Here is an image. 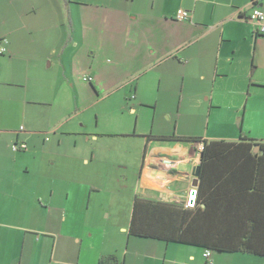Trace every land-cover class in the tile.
Masks as SVG:
<instances>
[{"label": "crops", "instance_id": "crops-1", "mask_svg": "<svg viewBox=\"0 0 264 264\" xmlns=\"http://www.w3.org/2000/svg\"><path fill=\"white\" fill-rule=\"evenodd\" d=\"M255 5L264 10V0H0V143L27 145L13 164L0 154V264H264L129 236L138 199L185 207L197 188L210 216L231 223L225 239L264 253ZM179 10L190 20H177ZM32 91L52 98L31 100ZM240 101L241 134L196 137L234 144L209 150L202 180L198 143L149 138L166 136L156 130L166 119L231 126L214 111Z\"/></svg>", "mask_w": 264, "mask_h": 264}, {"label": "trees", "instance_id": "trees-1", "mask_svg": "<svg viewBox=\"0 0 264 264\" xmlns=\"http://www.w3.org/2000/svg\"><path fill=\"white\" fill-rule=\"evenodd\" d=\"M255 35L256 37H264V34L260 33L258 27ZM149 138L158 141L203 144L204 149L201 152V180L203 179V173L207 166L209 150L215 145H224L226 147L234 146L232 143L225 142H211L208 144L202 138L179 137L175 134L171 136H150ZM249 148L252 147L249 146ZM199 195L200 191L198 190L197 205L194 209L138 199L134 205L129 236L158 240L167 244L202 247L205 251L210 252H245L264 258V253H252L247 241H244L241 245L240 239L237 237L238 244L236 245V242L232 238L225 239L224 228L225 226H232L231 223L224 221L223 215L210 216L207 201H201ZM204 205L208 209H203ZM214 218H216V221H214ZM236 225L239 227L238 223ZM198 229H200V232H198ZM232 242L234 243L233 246L230 245ZM110 263L120 264L113 256L103 258L100 262V264Z\"/></svg>", "mask_w": 264, "mask_h": 264}, {"label": "rangeland", "instance_id": "rangeland-1", "mask_svg": "<svg viewBox=\"0 0 264 264\" xmlns=\"http://www.w3.org/2000/svg\"><path fill=\"white\" fill-rule=\"evenodd\" d=\"M6 57V56H5ZM7 63H10L9 60H4ZM12 64L17 65L18 62L17 61H13ZM47 73H52L53 70H46ZM17 77H15L16 80ZM13 91H22L23 89L19 88V87H12L10 88ZM264 94V92H262ZM43 94V93H42ZM247 95L250 96L249 93H247ZM246 95V96H247ZM39 94L36 93L35 91H32V93L30 94V99L32 100H41V101H47L49 102L51 100V96H42V97H38ZM241 105V101L239 102V104L235 105V103L231 104L230 106H233L234 109L232 110H228L227 107L228 105H224L219 108L216 109L214 111V113L216 115H221V117H227V121L231 122V126H223V125H219L217 123H212L209 126V122L207 119H203L201 122H188V121H184V120H179V121H174V120H165L163 123H158L154 126L156 127L157 131H161L164 133V135H173L176 134L178 136L179 133L184 134L185 136H191V137H204L207 134L211 135V136H217V138H222V136L226 135V134H232L235 133L236 135L241 134V123L240 120L242 119V115H237V106ZM199 107L201 108V111L199 110V112L208 115L209 114V109L207 106L200 104ZM178 108H179V97H177V99L175 100V102L171 105V113L172 114H177L178 113ZM15 111V110H14ZM89 115H91V127L94 128V125H96V119H95V115H94V110H91L89 112ZM20 120L19 118H15L14 120L11 121V126L13 128H17L20 126ZM152 123V122H151ZM153 127V125H151ZM153 127V128H154ZM229 132V133H228ZM154 135H156L155 133H153ZM7 137V136H6ZM3 137V139L1 140L0 143V154L5 153L8 157L10 161V164H13V159L14 158H18L15 156H19L21 154H18L17 152H14L13 147L14 144L9 143L7 141V138ZM19 159V158H18Z\"/></svg>", "mask_w": 264, "mask_h": 264}, {"label": "built area", "instance_id": "built-area-1", "mask_svg": "<svg viewBox=\"0 0 264 264\" xmlns=\"http://www.w3.org/2000/svg\"><path fill=\"white\" fill-rule=\"evenodd\" d=\"M176 18L179 21H188L190 20L191 15L187 11L179 10L177 12ZM248 20L258 27L261 34H264V10H262L258 6H255L248 14ZM5 52H6L5 48L0 49V54H4ZM84 80L91 82L92 79L85 78ZM199 148H200V151L202 152L204 149V145L200 144ZM26 149H27V145L25 143H16L14 144V147H13L14 152L25 151ZM197 200H198V189L194 188L189 192L185 207L187 209H194L197 205ZM210 257H211V252L205 251L204 258L209 260Z\"/></svg>", "mask_w": 264, "mask_h": 264}, {"label": "water", "instance_id": "water-1", "mask_svg": "<svg viewBox=\"0 0 264 264\" xmlns=\"http://www.w3.org/2000/svg\"><path fill=\"white\" fill-rule=\"evenodd\" d=\"M199 173H200V167L197 169V173L194 175L195 178L199 177Z\"/></svg>", "mask_w": 264, "mask_h": 264}]
</instances>
